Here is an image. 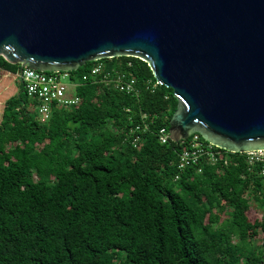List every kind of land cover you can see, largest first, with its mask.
Returning a JSON list of instances; mask_svg holds the SVG:
<instances>
[{"label":"trees","instance_id":"16d2710c","mask_svg":"<svg viewBox=\"0 0 264 264\" xmlns=\"http://www.w3.org/2000/svg\"><path fill=\"white\" fill-rule=\"evenodd\" d=\"M103 61L132 62L137 97L86 85L78 106L46 122L23 85L4 101L0 264H264L262 166L236 155L180 173V144L158 139L177 109L173 91L149 87L139 59ZM19 69L0 56V73ZM143 116L149 129L134 148Z\"/></svg>","mask_w":264,"mask_h":264},{"label":"water","instance_id":"95a60500","mask_svg":"<svg viewBox=\"0 0 264 264\" xmlns=\"http://www.w3.org/2000/svg\"><path fill=\"white\" fill-rule=\"evenodd\" d=\"M0 56L47 73L139 59L177 100L171 141L264 150V0H0Z\"/></svg>","mask_w":264,"mask_h":264},{"label":"built area","instance_id":"2783aa9c","mask_svg":"<svg viewBox=\"0 0 264 264\" xmlns=\"http://www.w3.org/2000/svg\"><path fill=\"white\" fill-rule=\"evenodd\" d=\"M116 59V58H111ZM104 60V59H103ZM103 60L95 61L88 72L80 78L72 76L70 72L47 73L23 68L18 73L27 96L36 105L39 120L46 122L53 109H71L81 103L77 90L86 85H98L106 89L115 90L127 95L138 96L139 88L137 79L132 72L133 64L128 62H115L108 65ZM157 82L148 86L155 89ZM149 125L146 117L141 118V124L131 130L133 136L131 142L134 148H138L141 142L140 133L147 132ZM158 139L161 144H168L169 131L161 128L158 131ZM181 148L178 153V170L180 173L187 168L200 164L223 163L225 166L231 163L232 156H240L249 165L262 166L261 175H264V150L249 151L245 153H233L222 150L202 140L198 134L192 135L186 140L180 141ZM201 173V169L198 168ZM180 175L175 177L178 180Z\"/></svg>","mask_w":264,"mask_h":264},{"label":"rangeland","instance_id":"374dc122","mask_svg":"<svg viewBox=\"0 0 264 264\" xmlns=\"http://www.w3.org/2000/svg\"><path fill=\"white\" fill-rule=\"evenodd\" d=\"M20 70L21 69H19L16 74H8L4 71L0 73V115L4 101L7 98L17 94L22 88V82L18 77V73L20 72ZM248 218L250 221H254L256 219H260V216L254 211H250L248 212ZM263 237L264 235L259 234L256 238L257 240H261Z\"/></svg>","mask_w":264,"mask_h":264}]
</instances>
